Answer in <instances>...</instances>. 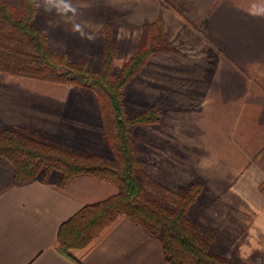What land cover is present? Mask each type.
I'll use <instances>...</instances> for the list:
<instances>
[{"label":"crops","instance_id":"obj_1","mask_svg":"<svg viewBox=\"0 0 264 264\" xmlns=\"http://www.w3.org/2000/svg\"><path fill=\"white\" fill-rule=\"evenodd\" d=\"M159 17L169 39L182 43L187 55L167 60L162 75L151 68L149 77L160 79L175 97V110L189 111L191 104L192 112L209 111L218 117L216 128L224 123L232 129L228 140L215 136L216 145L226 146L224 156L216 151L212 157L199 154L203 139L197 126L183 129L182 142L196 146L186 158L183 153L182 159L189 160L187 171L175 168L174 161L168 164V185L183 191L201 177L213 196L229 188V202L244 203L251 212L247 222L253 223L255 200L264 203L259 190L264 183V0H39L34 23L47 33L56 52L73 62L86 58L89 67L99 71L106 22L115 27L118 39L123 32L129 42ZM57 84L62 83L0 70V127L24 126L62 137H89L100 131L94 103L72 98L71 93L81 92L79 87ZM177 137L168 142H177ZM239 143L246 144L244 154ZM13 172L12 163L1 157L0 264H168L162 242L125 214L86 247L64 255L57 248L61 224L83 205L116 193L117 185L79 174L61 186L55 173L47 181L14 185ZM252 232L247 235L251 240Z\"/></svg>","mask_w":264,"mask_h":264},{"label":"trees","instance_id":"obj_2","mask_svg":"<svg viewBox=\"0 0 264 264\" xmlns=\"http://www.w3.org/2000/svg\"><path fill=\"white\" fill-rule=\"evenodd\" d=\"M38 2L22 0L18 9L7 0H0V70L89 88L96 96L104 135L111 142L116 159L109 162L97 153L73 152L30 134L46 136L45 131L24 126L0 127V158L12 163L14 185L35 179L47 181L57 173L56 181L61 186L75 175L89 174L118 187L107 198L83 205L61 224L58 250L70 255L72 249L86 247L119 215L125 214L162 242L168 264H230L213 250L212 237L202 238L187 219L189 206L202 191V179H195L183 194L148 178L144 183L139 181L144 163L135 153V130L140 125L162 123L164 112L158 106H151L131 115L124 97L129 82L147 66L149 58L173 48L166 38L162 18L144 25L139 48L122 64L117 75L112 73L116 52L113 25L106 22L102 29L103 61L100 72L96 73L86 58L73 62L52 49L47 33L34 23ZM261 185L264 189V183ZM146 187L172 195L176 209L145 199Z\"/></svg>","mask_w":264,"mask_h":264},{"label":"rangeland","instance_id":"obj_3","mask_svg":"<svg viewBox=\"0 0 264 264\" xmlns=\"http://www.w3.org/2000/svg\"><path fill=\"white\" fill-rule=\"evenodd\" d=\"M21 1L18 0L16 4L10 3L19 9ZM255 4L256 7H260L259 2H255ZM113 30L116 41V52L118 48V54L116 58L115 52V61L112 73L113 75H117L122 64L139 48L143 37L144 26L140 36L136 39H130L129 42L125 39L123 32H121L118 39V32L114 26ZM166 38L171 43L173 48L161 51L149 58L147 66L129 82L126 88L124 103L128 113L131 115L151 106H158L164 112V121L162 123L140 125L135 130V153L137 158L144 163L142 176H139V181L144 183L145 179L148 178L175 193L183 194L188 186L183 191H175L169 187L167 182V173L169 171L168 164H171V162L174 161L175 168L187 171L189 168V160L182 159L183 153H186L184 156L186 158L191 149L196 146L195 144L191 145L186 142L183 143L181 140L182 138H180L182 135L181 131L183 129H190V125L192 127L197 126L199 129V138L203 139V143H200L199 145V154L203 157H212L213 153L217 155L216 151L219 153L221 151L223 152V146H226L224 144L216 145L213 142L215 136H221V138L228 140L232 129L229 125L224 126V123L221 128H216L215 125H218V121H220L218 117L209 111H201L199 113L192 112L194 106L191 104L187 109L189 111L175 110L179 107L178 105H174L171 101L172 97L174 99L175 97L173 95L172 97L168 95L166 88L161 84L162 81H160V79H152L149 77L151 68L153 69V67H157L159 75H162L166 71L164 64L167 60L174 56L181 57L183 55H187V52L183 50L184 47H182V43H179L178 45L173 40L169 39L167 33ZM91 70L94 71L93 68ZM100 70L101 67L99 71L94 72L99 73ZM65 85L72 88H80L82 93H71L72 98L76 97V99H79L78 101L84 103H94L97 115H100V131L95 130L93 135L89 137L80 134L76 137H62L59 135L49 134L46 131V136L33 132L30 134L37 139L40 138L49 143H59L73 152L82 154L97 153L105 160L115 162L116 159L111 148V142L104 135L103 117L95 94L89 88L72 84L62 83L57 84V87H66ZM57 98L62 99L63 97L61 95ZM181 98L182 96H179V99ZM224 115L225 114L222 115L223 121L225 118ZM226 115L229 117L228 114ZM220 132L221 135H218ZM204 134L206 135L204 136ZM176 136H179V138L177 137L178 140L176 139L177 142H168L169 139L174 137L176 138ZM204 139L206 142H204ZM185 140L188 141V138ZM245 146L246 144L244 143L238 144L239 149L243 151L242 154H244L243 149ZM220 154L224 156V152ZM171 158H173V160H171ZM197 178L203 180V188L201 191V193L203 192V195L200 196L201 193L198 195L197 199H199L200 196L199 203H195L197 201L196 199L195 202L189 206L186 213L189 223L195 227L202 238L212 237L213 250L217 254L222 255L230 264H263L264 203H261L258 199L255 200L257 202L254 203L253 208L254 222H247L249 218H247L246 215L250 217V210L245 208L244 203H240L241 205H239V203H235V201H232V203L229 202V188H227L226 191L219 193L218 196H213L214 193L212 191H206L204 189L205 180L201 177ZM261 186L262 185H259V190L264 192V189H261ZM167 195L168 194L166 193H159L156 189H151V187H146L144 198L151 201H157L167 209L175 210L176 206L172 201L174 197L170 194L168 196ZM220 219H222V221H219ZM252 231H254L255 234V238L253 240H251V237L247 236L248 232L253 233ZM258 235L262 236L258 239L259 243L257 242ZM246 236L247 239L245 238ZM251 244H253V247ZM249 247H252L251 249H253V252H250L248 255H245V253L241 254V251L243 250L244 252L251 251Z\"/></svg>","mask_w":264,"mask_h":264}]
</instances>
